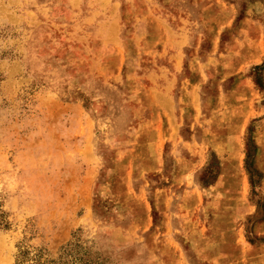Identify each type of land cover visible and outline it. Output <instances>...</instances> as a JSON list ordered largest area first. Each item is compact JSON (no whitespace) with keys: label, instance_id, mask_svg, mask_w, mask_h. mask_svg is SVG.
I'll return each mask as SVG.
<instances>
[{"label":"rangeland","instance_id":"374dc122","mask_svg":"<svg viewBox=\"0 0 264 264\" xmlns=\"http://www.w3.org/2000/svg\"><path fill=\"white\" fill-rule=\"evenodd\" d=\"M0 264H264V0H0Z\"/></svg>","mask_w":264,"mask_h":264}]
</instances>
